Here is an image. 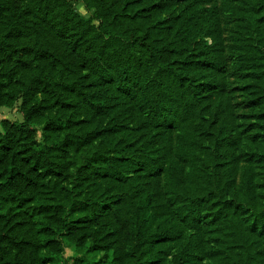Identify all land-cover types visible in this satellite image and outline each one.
Masks as SVG:
<instances>
[{
  "label": "trees",
  "instance_id": "obj_1",
  "mask_svg": "<svg viewBox=\"0 0 264 264\" xmlns=\"http://www.w3.org/2000/svg\"><path fill=\"white\" fill-rule=\"evenodd\" d=\"M86 1L0 0V264H264V0Z\"/></svg>",
  "mask_w": 264,
  "mask_h": 264
},
{
  "label": "rangeland",
  "instance_id": "obj_2",
  "mask_svg": "<svg viewBox=\"0 0 264 264\" xmlns=\"http://www.w3.org/2000/svg\"><path fill=\"white\" fill-rule=\"evenodd\" d=\"M68 8L70 11L73 12V14L80 16L82 19L93 18L94 8L86 0H62V1L51 0V2L48 5L47 3H45V9H51L53 10L54 13H58V12L63 13L67 11ZM247 20H248L247 18L246 19L236 18L228 11L224 9L221 10L223 39L224 42L227 44V46H230L234 42L233 40L234 35H240L243 38L244 43L247 44L249 43L251 45L253 44L251 28L248 26ZM100 22L101 19L93 18L92 24L98 25ZM83 43L84 46H86L89 43L88 38H86ZM96 45L97 44H95L94 47ZM232 61L233 58L229 54V62L231 63ZM234 97H235V101L238 103V112L240 113V115H242V121H252L251 118L246 117V115L249 112L245 108V97L243 96V94H241V91L236 90L234 92ZM20 107H21V100H18L12 106H0V128H1V121L3 119H8L11 121L24 120V114L21 112ZM41 139H42V130H39L37 133V140L40 141ZM167 148L172 152V155L174 156V153L176 151L175 142L171 140L167 144ZM257 171H258V176L256 178L257 183L259 185H264V176L263 174H261L260 170ZM75 255L76 254L73 253L71 249L66 248L62 256L63 261L64 262L69 261ZM99 264H109V263L107 262V263H99Z\"/></svg>",
  "mask_w": 264,
  "mask_h": 264
}]
</instances>
